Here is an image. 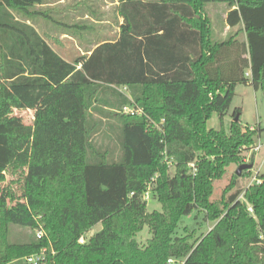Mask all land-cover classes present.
<instances>
[{
  "label": "trees",
  "instance_id": "obj_1",
  "mask_svg": "<svg viewBox=\"0 0 264 264\" xmlns=\"http://www.w3.org/2000/svg\"><path fill=\"white\" fill-rule=\"evenodd\" d=\"M44 1L0 0V264L42 250V264H264V174L242 189L244 170L212 199L261 132L235 122L240 109L229 129L224 118L239 85L264 94V0H118L119 39L73 63L27 24L48 17L36 10ZM217 3L236 32L214 42L206 7ZM128 105L143 115L125 116ZM22 110L35 112L33 126ZM7 172L21 178L20 197L2 189ZM149 184L160 211L147 210ZM194 212L212 229L176 236ZM12 226L45 236L14 243Z\"/></svg>",
  "mask_w": 264,
  "mask_h": 264
},
{
  "label": "rangeland",
  "instance_id": "obj_2",
  "mask_svg": "<svg viewBox=\"0 0 264 264\" xmlns=\"http://www.w3.org/2000/svg\"><path fill=\"white\" fill-rule=\"evenodd\" d=\"M76 4L77 9L75 11L76 14H72L69 18V14L67 10L63 8L62 5L66 3ZM115 0H92L88 9L83 7L82 0H66L65 3H62L60 6L54 3V0H46L44 7H37L39 11H44L50 20L42 21L41 19H36L34 21L36 28L39 32L48 40L53 49L59 51L66 59L70 62L81 55V50L86 53L85 49V41L91 39L90 45L86 48L91 50V48L98 43L102 42L105 36L110 34V30L118 24L120 18L118 13L116 12V7L114 6ZM228 6L222 3L217 4H208L206 7L207 13L211 20V25L213 28V41H223L228 39L230 36L234 35L236 30L231 31L226 36H222L221 32H223L225 28V20H224V12H221L222 8L224 9ZM47 8V9H46ZM65 10V12L63 11ZM47 11H50L49 13ZM16 17L20 19H24L23 16L14 14ZM68 24L71 28H67L64 25ZM87 33H91L90 35ZM64 34H68L64 37ZM226 34V32H225ZM240 38H243L240 36ZM103 39V40H102ZM67 44L65 47H69L70 50H65V48L61 47L60 44ZM79 50H78V49ZM241 110L239 115L240 123L243 127H247L250 129H257L258 127L261 129L260 135L257 136L256 144L259 142L263 145V149L256 154L249 155V157H255V167L254 171L250 172L251 176L249 177H241L238 181L239 186L242 189H247L252 183L253 178L256 176V171L259 170L261 175L264 174V94L261 90H254L250 86L239 85L235 96L233 98L232 106L229 110L227 116H225V127L229 129L231 123L233 122L232 115L235 110ZM16 116L22 118L23 123L27 126L34 125V116L35 112L30 110H22L16 111ZM112 121V120H111ZM221 125L220 119L217 116H213L211 120L208 122L209 129H219ZM114 138L115 136L111 134ZM110 136V138H112ZM96 139L98 142L105 144H110L112 148L115 150V154L118 152V143L115 139L113 142H109V140H105L102 136H97ZM262 164V166H261ZM261 166V167H260ZM238 170V165H230L226 169V175L221 179V181L216 182L214 186V194L212 199L220 202L225 193V189L230 186L232 181L236 176V171ZM6 181L3 183V188H9L12 192L20 197L22 194V183L18 175H12L10 172L5 173L4 175ZM21 183V184H20ZM244 200V199H242ZM148 212L157 210H161L160 204L152 199V195L150 194L148 201ZM214 224L210 222H206L204 220V214L199 212H194L192 215L183 218L181 223L179 224L178 230L176 232V236L185 237L186 235H192L193 238H200L202 235L207 234ZM102 228L101 224L95 226L91 232L86 235L85 240H89L93 237L97 232H99ZM39 229H30L27 227H11V237L10 241L14 243H23L29 242L30 239L37 238V231ZM144 231L137 236V240L141 246L145 245L146 241L150 238L149 230L147 227L143 229Z\"/></svg>",
  "mask_w": 264,
  "mask_h": 264
},
{
  "label": "crops",
  "instance_id": "obj_3",
  "mask_svg": "<svg viewBox=\"0 0 264 264\" xmlns=\"http://www.w3.org/2000/svg\"><path fill=\"white\" fill-rule=\"evenodd\" d=\"M91 1L92 0H82V3H83V7L85 8V9H88L89 8V6H90V3H91ZM66 2V0H54V3L55 4H58L59 6L62 4V3H65ZM46 3V0L44 1V4ZM78 3L79 2H77L76 4H71V3H66V4H64V5H62L63 6V8L64 9H66L67 10V13L69 14V18L72 16V14H76L75 13V11H76V9H77V5H78ZM44 4L43 5H38L37 7L39 8V7H44ZM114 6L116 7V12L118 13V15H119V18H120V20H119V22H118V24L113 28V30H110V34H108V36H105L104 37V39L105 40H103L102 42H100V43H106V42H109V41H116V40H118L119 39V37H120V33H121V30H120V27L122 26V24H123V19H122V17L120 16V13L118 12V6H119V1L118 0H115V4H114ZM36 7V10L38 9ZM47 9V8H46ZM222 11L221 12H224V20H225V28H224V30H223V32H221V35L222 36H226L227 34H229L232 30L228 27V25H227V16H228V14L231 12V9H229V7H227V8H225L224 7V9L222 8L221 9ZM39 11V10H38ZM64 12H65V10H63ZM40 12H42V11H40ZM44 12V11H43ZM48 13L50 12V11H47ZM45 13V12H44ZM46 14V13H45ZM17 19H19L20 21H23L24 19H20V18H18L17 17ZM36 19H41L42 21H47V19L48 20H50V18L49 17H47V18H45V17H43V16H36L35 17V19H34V21H37ZM34 21L33 22H27V24H29L30 26H32L37 32H39L38 31V29L36 28V26H35V23H34ZM65 25H68V24H65ZM69 27H70V25H68ZM72 27V26H71ZM225 32H226V34H225ZM40 34H41V32H39ZM87 34H91V33H87ZM42 35V34H41ZM66 35H68V34H64V37H66V38H69V39H71L70 37H68V36H66ZM43 36V35H42ZM44 37V36H43ZM90 37H91V35H90ZM89 37V40L86 42L85 41V47L87 48L89 45H90V43H91V39L92 38H90ZM45 38V37H44ZM46 39V38H45ZM47 40V39H46ZM226 40V39H225ZM224 41V40H223ZM47 42H48V40H47ZM100 43H98V44H100ZM48 44L50 45V43L48 42ZM97 44V45H98ZM97 45H95V46H93L92 48H91V50H89V49H86V48H84L85 49V51H86V53L85 52H83V50H81L80 49V51H81V55L80 56H78V57H76L74 60H76L77 58H80V57H84V56H87V57H89L90 55H91V52L94 50V48H96V46ZM51 46V45H50ZM60 46L61 47H63V48H65V50H63L62 48H61V50L62 51H66V49L67 50H70V48L69 47H65V46H67V44H63V43H61L60 44ZM51 48L53 49V47L51 46ZM78 49V48H77ZM53 50H55V49H53ZM79 50V49H78ZM65 61H67V62H69V63H73V62H70L68 59H66L59 51H57V50H55ZM73 60V61H74ZM247 86H250V85H247ZM251 88H253L252 86H250ZM238 88V87H237ZM237 90V89H236ZM253 129V128H252Z\"/></svg>",
  "mask_w": 264,
  "mask_h": 264
},
{
  "label": "built area",
  "instance_id": "obj_4",
  "mask_svg": "<svg viewBox=\"0 0 264 264\" xmlns=\"http://www.w3.org/2000/svg\"><path fill=\"white\" fill-rule=\"evenodd\" d=\"M124 91H126V89ZM122 113L125 116H129V115L130 116H134V115L142 116L143 115L142 109H140L139 107L134 106V105H128V107H125L123 109ZM262 149H263V145L259 142L257 144V146L249 153V155L256 154L257 152L261 151ZM249 155L245 158L244 164H249L250 163L252 156L249 157ZM263 162H264V159H263ZM166 163L171 165L172 164V160L166 159ZM261 166H262V164H261ZM191 167L193 168L194 165H191ZM254 167H255V159H254V163H253V168L250 170V172L254 171ZM260 176H261V172H259V170H257L256 171V176L253 178L252 183L250 184V186L260 184L261 183ZM146 194H147L146 200L149 201V197H150V194H151L150 193V184L147 186V193ZM242 199H244V200H242ZM240 200L245 202L244 194L241 195ZM248 208L250 209V212H253V210L251 209V207L249 205H248ZM44 236H45V232H43L42 229L37 231V239L41 240V238H43ZM79 242L83 244L85 242L84 238L80 239ZM45 260H46V251L42 250L41 254L27 258V263L28 264H42V263L45 262ZM175 263L176 262L174 260H169L168 264H175Z\"/></svg>",
  "mask_w": 264,
  "mask_h": 264
},
{
  "label": "water",
  "instance_id": "obj_5",
  "mask_svg": "<svg viewBox=\"0 0 264 264\" xmlns=\"http://www.w3.org/2000/svg\"><path fill=\"white\" fill-rule=\"evenodd\" d=\"M240 120V118H239V115L236 117V120H235V122H238ZM253 168V164H243V165H240L239 166V168H238V170L236 171V173H237V176L239 177V176H241L242 175V171H244V170H251Z\"/></svg>",
  "mask_w": 264,
  "mask_h": 264
}]
</instances>
